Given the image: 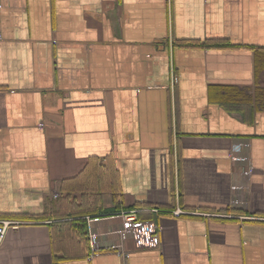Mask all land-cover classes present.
<instances>
[{"label":"crops","instance_id":"1","mask_svg":"<svg viewBox=\"0 0 264 264\" xmlns=\"http://www.w3.org/2000/svg\"><path fill=\"white\" fill-rule=\"evenodd\" d=\"M1 220L0 264H264V0H0Z\"/></svg>","mask_w":264,"mask_h":264},{"label":"trees","instance_id":"2","mask_svg":"<svg viewBox=\"0 0 264 264\" xmlns=\"http://www.w3.org/2000/svg\"><path fill=\"white\" fill-rule=\"evenodd\" d=\"M102 169L105 172V169L100 164H98L97 162H95L94 164H92L90 166H88V164H87V166L83 169V171L79 175H77L75 178H71L72 183L75 181L74 179H76L78 182H80L79 186L78 187L72 186L71 188H66V189L63 187L62 189H65V191L67 190L66 191L67 196L70 195V193L74 192V191H80V192H82V194H87L88 192H91V191H96V192L101 191L100 188L95 187V183L97 181L100 183V178L98 180H94V182H92L90 177H92L94 171H97V174H100V171ZM81 175H82V179H80ZM111 184L113 185V181ZM61 192H63V191H61ZM163 210L164 209H160V211H163ZM81 212H84V211L82 210ZM104 212L105 211H100L96 214L99 215V214H102ZM73 214H74V212H68L66 215V218H64L62 220V223H66V224L69 223V224H73V225L77 224L76 221L73 219V218H75L73 216ZM77 219L79 222L83 221L85 224V221H84L85 219L83 216H78ZM80 234L84 235L87 238V232L86 231L80 230ZM84 236H83L82 240H84Z\"/></svg>","mask_w":264,"mask_h":264},{"label":"built area","instance_id":"3","mask_svg":"<svg viewBox=\"0 0 264 264\" xmlns=\"http://www.w3.org/2000/svg\"><path fill=\"white\" fill-rule=\"evenodd\" d=\"M252 171V168H249L248 167V170L247 171H245V172H247V173H250ZM152 210H154V211H158V210H160V209H158V208H152ZM165 211H169V212H171L173 215H175V216H179L180 214H183V213H192V212H190V211H187V210H185V209H183V208H181V207H179V206H177V207H175V208H173V209H164ZM202 214H208V213H202ZM91 220V218H90V216L88 217V222ZM141 223V224H140ZM138 224H140V225H145V222H140V221H138V220H135V222L133 223V226H137ZM11 226H17V221H10V220H1L0 221V243L2 242V240L4 239V237H5V234H6V231L8 230V228L9 227H11ZM90 237H91V239H94V238H96L97 237V234H95V233H91L90 234ZM120 248H122L121 247V245L119 246ZM95 252H96V249H95V247L92 245V247H91V249L88 251V254H87V258L88 259H90L91 257H93L94 256V254H95ZM122 252V251H121ZM125 255H127L126 253H124Z\"/></svg>","mask_w":264,"mask_h":264}]
</instances>
